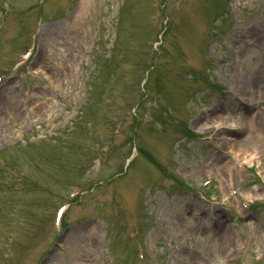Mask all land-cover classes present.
I'll use <instances>...</instances> for the list:
<instances>
[{
    "label": "rangeland",
    "instance_id": "1",
    "mask_svg": "<svg viewBox=\"0 0 264 264\" xmlns=\"http://www.w3.org/2000/svg\"><path fill=\"white\" fill-rule=\"evenodd\" d=\"M79 3L0 0V264H264V0Z\"/></svg>",
    "mask_w": 264,
    "mask_h": 264
},
{
    "label": "bare ground",
    "instance_id": "2",
    "mask_svg": "<svg viewBox=\"0 0 264 264\" xmlns=\"http://www.w3.org/2000/svg\"><path fill=\"white\" fill-rule=\"evenodd\" d=\"M84 2V0H82L81 4ZM258 82L260 84L264 83V75H262L259 79H258Z\"/></svg>",
    "mask_w": 264,
    "mask_h": 264
}]
</instances>
